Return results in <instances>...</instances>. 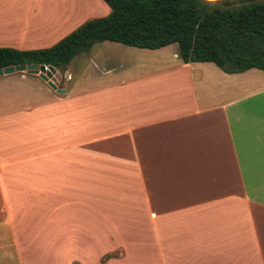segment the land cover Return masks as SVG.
Masks as SVG:
<instances>
[{
  "label": "crops",
  "instance_id": "crops-1",
  "mask_svg": "<svg viewBox=\"0 0 264 264\" xmlns=\"http://www.w3.org/2000/svg\"><path fill=\"white\" fill-rule=\"evenodd\" d=\"M104 0H0V47H48ZM0 73V264H264V70L102 40Z\"/></svg>",
  "mask_w": 264,
  "mask_h": 264
},
{
  "label": "trees",
  "instance_id": "trees-1",
  "mask_svg": "<svg viewBox=\"0 0 264 264\" xmlns=\"http://www.w3.org/2000/svg\"><path fill=\"white\" fill-rule=\"evenodd\" d=\"M105 16L85 20L54 44L0 47V67L65 66L95 42L158 48L176 43L183 62L212 61L225 72L264 70V0H104Z\"/></svg>",
  "mask_w": 264,
  "mask_h": 264
},
{
  "label": "water",
  "instance_id": "water-1",
  "mask_svg": "<svg viewBox=\"0 0 264 264\" xmlns=\"http://www.w3.org/2000/svg\"><path fill=\"white\" fill-rule=\"evenodd\" d=\"M13 71H27L31 73H38V75L42 79L46 80L52 88H55L58 91H63V89L56 88V85L50 78L52 73L55 72L54 66L50 64H36L34 62H27L0 67V73H8Z\"/></svg>",
  "mask_w": 264,
  "mask_h": 264
},
{
  "label": "rangeland",
  "instance_id": "rangeland-1",
  "mask_svg": "<svg viewBox=\"0 0 264 264\" xmlns=\"http://www.w3.org/2000/svg\"><path fill=\"white\" fill-rule=\"evenodd\" d=\"M211 1H214V0H211ZM110 9V8H109ZM110 11V10H109ZM83 23V22H82ZM80 25V24H79ZM78 25V26H79ZM77 26V27H78ZM99 42V41H98ZM97 43L95 42L88 50H84L85 52H88V51H90V50H92L93 49V47L95 48V45H96ZM172 46H176V44L175 43H173L172 45H171V48H172ZM84 51H80V52H78L77 54H75L74 56H77L78 54H81V52H84Z\"/></svg>",
  "mask_w": 264,
  "mask_h": 264
}]
</instances>
